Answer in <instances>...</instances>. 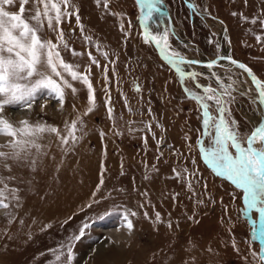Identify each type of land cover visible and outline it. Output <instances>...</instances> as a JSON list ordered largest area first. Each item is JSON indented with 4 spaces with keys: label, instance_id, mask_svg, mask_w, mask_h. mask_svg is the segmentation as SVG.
I'll return each instance as SVG.
<instances>
[{
    "label": "rangeland",
    "instance_id": "rangeland-1",
    "mask_svg": "<svg viewBox=\"0 0 264 264\" xmlns=\"http://www.w3.org/2000/svg\"><path fill=\"white\" fill-rule=\"evenodd\" d=\"M104 2L71 0L74 8L66 11H76L79 23L72 15L58 26L68 44L62 57L78 72H91L94 110L83 115L87 88L72 81L78 92L66 90L63 111L44 94L30 110L14 105L5 112L13 121L59 129L79 114L84 127L70 151L52 137L35 171L13 166L14 176L4 175L15 177L6 183L18 189L20 200L11 223L0 211V264H262L253 256L260 246L258 213H246L243 190L218 177L202 158L201 148H211L213 139L195 99L205 95L204 87L218 89L216 76L225 85L237 81L228 107L245 136L258 120L264 122L255 88L243 72L220 62L211 69L170 67L145 42L135 0H108L107 8ZM5 7L18 13V0ZM156 8L143 23L157 38L168 34L169 51L197 62L228 51L264 82V0H160ZM42 19L44 38L56 42L57 33ZM209 111L216 116L214 107ZM21 112L24 118H16ZM16 174L29 185L20 186ZM129 212L137 214L130 217L131 236L123 227ZM114 230L125 234L116 239Z\"/></svg>",
    "mask_w": 264,
    "mask_h": 264
},
{
    "label": "snow or ice",
    "instance_id": "snow-or-ice-1",
    "mask_svg": "<svg viewBox=\"0 0 264 264\" xmlns=\"http://www.w3.org/2000/svg\"><path fill=\"white\" fill-rule=\"evenodd\" d=\"M99 2L100 0H97L98 4ZM136 2L146 10L141 16L142 20L151 19L153 12L159 11L156 5L160 0H136ZM16 3L17 0H0V136L5 137L4 142L0 143V173L11 172L13 166L29 167L35 171L37 158L48 154L45 149L51 147L52 137H55L61 150L67 152L71 150V145L79 142L80 137L76 133L82 131L84 127L83 118L79 114L71 121L65 120L63 129L46 122L31 123L27 119L12 121L5 115L10 106L22 105L30 110L37 98L46 94L56 99L59 105L58 110L63 111L66 90H70L73 96L78 92L72 83L75 81L87 88L88 107L83 115H88L95 107L94 89L89 79L90 70L87 74L78 72L76 66L66 62L61 55L62 50L68 49L64 33L58 27L62 18L75 15L77 23L80 20L76 11L71 13L66 11L69 7L74 8L71 0H18V13L10 12L5 7ZM29 3L33 6L31 9L25 7ZM104 7H108V0H105ZM26 13H28L27 16H25ZM42 17L47 21L46 27L57 33L56 42L44 38L42 29L45 24ZM261 23L264 25V21ZM121 28L123 29V25ZM144 39L146 43L150 40L155 42L162 53L166 52L170 64L178 65L184 62L180 53L174 50L169 51L167 33L157 38L146 32ZM256 39L259 41L260 37ZM72 54L80 55L74 51ZM88 55L92 64L99 66V62L91 57V53ZM227 59L232 65L243 69L251 78L260 104L264 106V82L259 80L253 70L244 63L233 60L231 57ZM187 62L198 63L197 61ZM215 64L216 62L212 61L207 64V67L211 69ZM227 71L231 72V69ZM196 75L198 74H191V78L195 79ZM215 79L218 89L204 87L205 95L195 97L203 109V127L213 139L211 148H201L202 158L218 177L227 179L243 190L246 213L255 210V213L259 214L260 227L255 238L260 240L261 246L258 252L253 253V256L258 257L260 262H264V122H259L250 134L242 136L239 131V122L235 118L230 119L231 109L228 107L235 100L232 90L237 81L225 85L220 77L216 76ZM228 79L231 80V76ZM197 87L201 86L197 85ZM185 92H190V90L185 89ZM224 97L231 99L226 100ZM208 101L212 103L209 104ZM212 107L215 108L216 116L211 115L209 111ZM43 108L42 104V111ZM73 109L75 110V105ZM108 112L109 118H112V109L109 108ZM103 135L101 133L102 137ZM45 139L49 140V144L41 143ZM184 171L186 172L187 169ZM11 179L15 177L6 178L0 174V185H2L0 187V211L9 223L15 219L13 208L19 206L20 200L17 194L18 189L9 188L6 183V180ZM100 183L103 184V178ZM99 187L100 185L97 186V191ZM136 215L135 212H129L124 217L123 227L126 228L129 236L134 230L130 217ZM156 219H160L159 213H156ZM168 227L171 228L172 225L169 224ZM70 258L69 256L66 259Z\"/></svg>",
    "mask_w": 264,
    "mask_h": 264
},
{
    "label": "water",
    "instance_id": "water-1",
    "mask_svg": "<svg viewBox=\"0 0 264 264\" xmlns=\"http://www.w3.org/2000/svg\"><path fill=\"white\" fill-rule=\"evenodd\" d=\"M135 1H136V0H135ZM136 4H137V2H136ZM137 8H138V26H139L141 32L143 33V35L145 36V33H146V32L149 33V31L145 28V25H144V23H143V20L141 19V16H142V14H143V7H142L141 5H139V4H137ZM150 42H151L152 46L154 47V49H155V51H156L158 57H159L162 61H165L170 67H172V64H170V63L168 62V59H169L168 55L162 53V52L160 51V49L156 46L155 42H153V41H151V40H150ZM222 57H223L224 59H221ZM228 57H231V56L228 54V55H226V56H219V57L214 58L213 60H209V61H207V62H198V63H188L187 61H194V60H190V59H186V58H184V62H183V64H189V65H193V66H196V67H203V68H205V67H207V64L210 63V62H212V61H215V62H216L215 65H217L219 62H224V63L229 64V65H230L229 67H233V68H235V69H237V70L243 72V73L247 76V78L249 79V81L251 82V78L247 75V73H245V72L243 71V69H239V68L236 67L235 65H232V64L230 63V61L227 59ZM231 59L235 60V59L232 58V57H231ZM236 61H237V60H236ZM238 62H240V61H238ZM240 63H242V62H240ZM257 78H258V77H257ZM258 79H259V78H258ZM259 80H260V79H259ZM251 84H252V86L255 88V85H254L252 82H251ZM263 107H264V106H263ZM258 215H259V214H258ZM257 222H258V224H259V220H258V218H257ZM260 246H261V245H260ZM260 246H259V247H260ZM261 263L264 264V262H261Z\"/></svg>",
    "mask_w": 264,
    "mask_h": 264
},
{
    "label": "bare ground",
    "instance_id": "bare-ground-1",
    "mask_svg": "<svg viewBox=\"0 0 264 264\" xmlns=\"http://www.w3.org/2000/svg\"><path fill=\"white\" fill-rule=\"evenodd\" d=\"M226 55H228V51H224L223 52V54H222V56H226ZM199 62V61H198ZM201 62H207L206 60H204V59H202L201 60ZM219 64H221L222 66H225V67H229L230 65L229 64H227V63H224V62H220ZM24 116H25V113L24 112H21V113H18L15 117L16 118H18V119H22V118H24ZM14 118V117H13ZM10 120H12L13 121V119H11V118H9ZM259 122H261V120L259 121H257L256 123H255V126L259 123ZM4 140H5V137H2V136H0V143H3L4 142ZM0 174H2L3 176L4 175H9V176H14V173H13V170H11V172H8V171H3L2 173H0ZM11 174V175H10ZM17 175V174H16ZM16 178H17V182H20V183H18V184H20V186H27V185H29V181L28 180H25V178H23V177H20L19 178V176L17 175L16 176ZM42 184V183H41ZM114 237H116V239L118 238L119 239V237L121 238V237H123V235L125 234V233H120L118 230H114V231H112V232H110Z\"/></svg>",
    "mask_w": 264,
    "mask_h": 264
}]
</instances>
